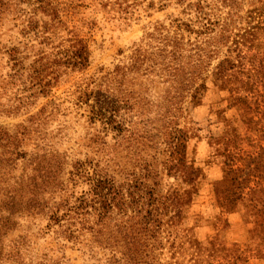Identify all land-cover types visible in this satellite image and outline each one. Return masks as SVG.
<instances>
[{
  "label": "trees",
  "instance_id": "1",
  "mask_svg": "<svg viewBox=\"0 0 264 264\" xmlns=\"http://www.w3.org/2000/svg\"><path fill=\"white\" fill-rule=\"evenodd\" d=\"M176 1L179 14L167 25L157 22L126 61L85 77L62 99L53 88L61 74L89 67V44L73 35L68 48L27 63V38L49 45L56 24H63L58 2L0 0V28L6 21L25 22L22 49L0 39V258L7 253L6 239L28 219L59 251L78 250L92 264H157L155 250L159 255L164 248L170 264L264 262V0ZM40 13L54 24L40 27ZM149 77L168 85L158 137L154 103L137 83ZM209 77L229 98L216 111L221 134L209 136L221 157L217 220L222 231L228 216L239 214L249 226L245 249L227 246L220 228L206 242L172 232L185 219L182 195L195 188L202 172L187 156L194 134L178 120L187 102H201ZM72 109L92 130L86 142L73 143L85 148L83 159L78 149H61L71 143ZM165 170L190 188L182 194L157 189Z\"/></svg>",
  "mask_w": 264,
  "mask_h": 264
},
{
  "label": "rangeland",
  "instance_id": "2",
  "mask_svg": "<svg viewBox=\"0 0 264 264\" xmlns=\"http://www.w3.org/2000/svg\"><path fill=\"white\" fill-rule=\"evenodd\" d=\"M60 7V18L63 24H56V35L51 44L39 45L38 40L29 39L27 63L33 62L42 54L54 55L57 51L68 48L73 35L84 38L90 48L89 67L83 71L68 70L66 74H61L53 88L54 96L58 98L68 97L85 77L94 74L101 76L111 71L115 65L126 59L130 55L135 43L157 25V22L168 24V18L179 14L181 7L176 0H55ZM188 1V0H186ZM20 7L28 9V4L23 3ZM22 14V13H21ZM40 27L44 23L51 24L48 16L40 13ZM25 22L23 19L5 22L0 28L2 43L19 44L22 49L25 38L22 31ZM48 25V26H49ZM43 30V27L41 28ZM32 35V34H30ZM32 43V44H31ZM32 45V46H31ZM53 46V47H51ZM126 61V60H125ZM5 58L0 56V71L4 65ZM36 66V64H35ZM137 83H142L143 91L147 89L146 96L154 103L152 105L151 116H157V137L163 131L159 122L160 114L164 111L163 95L168 88L167 84L161 83L159 77L141 78ZM208 89L201 102L193 106L189 102L185 104V109L178 120L180 128L187 130L190 139L187 149L188 160H193L195 165L202 169L200 177L196 181L194 189L183 193L190 187L176 181L174 175L166 176L167 171L162 175L161 185L157 189L166 191L177 190L183 193V211L185 219L181 228L172 229V232L180 230L181 234H193L199 240L206 242L209 238L217 234V229L222 227V223L217 220L218 208L215 205V188L223 187L221 157L215 155V146L210 144L209 136L221 134L223 123L217 116V110L227 105L229 98L226 92L215 86L214 79L209 77L207 81ZM134 88L138 89L137 86ZM68 103L63 104L67 109ZM78 112V110H75ZM72 109L67 115L71 143H65L62 147L73 149V153L80 150L79 158L83 159L85 148L73 145L74 141L82 144L84 139L89 137L92 130L88 127L85 119L76 114ZM75 112V113H74ZM82 112V110H81ZM80 113V112H79ZM233 110L227 112V118L232 116ZM15 120L2 119L1 123L10 125ZM78 149V150H76ZM164 156L158 155L157 160L162 163ZM158 163V162H157ZM163 165V164H161ZM224 218L226 217L223 216ZM229 227L222 228L221 236L227 246L245 249L248 245L249 226L243 222L239 214L228 216ZM28 219L20 220V227L9 235L6 239V256L0 258V264H92L93 261L81 254L78 250L69 248L59 251L53 244L45 241L38 234V229L34 227ZM190 232H189V231ZM157 264L173 263L171 254L167 249L157 255ZM64 254L65 259L59 258ZM59 259L58 262L50 259ZM188 257L185 258V261ZM249 264H264L263 261L250 259Z\"/></svg>",
  "mask_w": 264,
  "mask_h": 264
}]
</instances>
